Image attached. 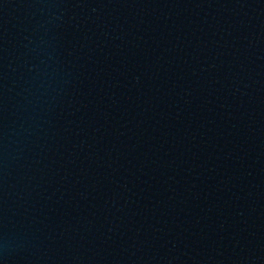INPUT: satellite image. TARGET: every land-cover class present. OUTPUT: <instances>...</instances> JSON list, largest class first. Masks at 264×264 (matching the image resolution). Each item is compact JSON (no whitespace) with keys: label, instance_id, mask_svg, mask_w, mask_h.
<instances>
[{"label":"water","instance_id":"obj_1","mask_svg":"<svg viewBox=\"0 0 264 264\" xmlns=\"http://www.w3.org/2000/svg\"><path fill=\"white\" fill-rule=\"evenodd\" d=\"M0 264H264V0H0Z\"/></svg>","mask_w":264,"mask_h":264}]
</instances>
